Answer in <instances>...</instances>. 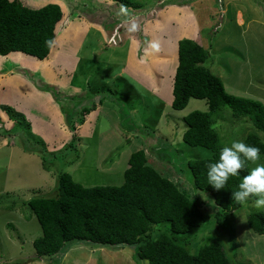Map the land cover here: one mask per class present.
<instances>
[{
	"label": "rangeland",
	"instance_id": "374dc122",
	"mask_svg": "<svg viewBox=\"0 0 264 264\" xmlns=\"http://www.w3.org/2000/svg\"><path fill=\"white\" fill-rule=\"evenodd\" d=\"M20 1L31 8L58 4L63 18L45 61L20 52L0 55V264L30 262L42 229L27 203L57 196L61 173L84 186L121 185L132 152L140 149L151 162L163 159L167 172L204 206L207 221L181 238L191 241V252L218 240L234 264H264V234L248 224L251 213L264 211L250 200L219 224L213 197L194 185L188 161L213 152L184 143V118L210 112L207 100L191 98L182 110L172 107L183 38L209 50L205 66L228 93L264 104V0H138L142 6L136 9L113 0ZM133 21L136 31H130ZM94 104L91 113L82 110ZM211 119L223 147L258 133L229 108ZM260 164L261 154L250 170ZM168 226H154L149 236L156 238ZM72 248L27 264H148L137 262L129 246Z\"/></svg>",
	"mask_w": 264,
	"mask_h": 264
},
{
	"label": "trees",
	"instance_id": "16d2710c",
	"mask_svg": "<svg viewBox=\"0 0 264 264\" xmlns=\"http://www.w3.org/2000/svg\"><path fill=\"white\" fill-rule=\"evenodd\" d=\"M113 1L133 9L142 6L138 0ZM62 18V7L58 4L31 8L20 0H0V55L20 52L41 61L47 59ZM49 40L53 41L51 45L47 43ZM177 47L172 107L182 110L191 98L208 102L210 112L194 111L184 118L188 129L183 141L188 146L213 152L208 158L188 161V167L195 187L213 197L217 222L222 224L242 205L233 199V192L249 174L251 162L237 176L230 177L223 189L217 190L208 183L207 165L219 159L223 148L211 116L229 108L236 119L250 122L258 133L248 134L243 142L259 147L264 155V140L259 135L264 133V104L228 93L222 79L205 66L209 50L196 40L180 39ZM96 107L94 104L82 110L89 114ZM82 118L81 122L85 121ZM70 122L71 129H77V122ZM163 161L151 162L144 149L132 152L124 182L117 186H84L68 172L61 173L57 196L34 197L27 203L42 229L33 242V260L50 261L75 244H90L114 250L133 247L139 263L145 260L148 264H234L218 240L193 253L188 249L191 241L181 239L200 228L207 217L198 197L188 193L167 172ZM165 222L169 223L166 231L156 238L149 236L154 226ZM248 224L256 233L264 234V212L251 213ZM61 259L60 256L55 262L60 263Z\"/></svg>",
	"mask_w": 264,
	"mask_h": 264
},
{
	"label": "clouds",
	"instance_id": "9594fccd",
	"mask_svg": "<svg viewBox=\"0 0 264 264\" xmlns=\"http://www.w3.org/2000/svg\"><path fill=\"white\" fill-rule=\"evenodd\" d=\"M136 29L137 24L134 21L131 22L130 31H136ZM47 43L51 45L53 41L49 40ZM148 47L155 50L158 48V44L149 43ZM259 159V147L248 145L243 141H233L230 146H225L221 149L218 160L210 162L207 165L208 183L217 190L223 189L230 177L237 176L241 169L247 167L248 162L255 163ZM233 199L241 204H246L251 200L252 207L258 211H264V164H260L250 170L249 174L239 183L238 190L233 192ZM73 249L72 247L69 248V254L76 250V248ZM133 251L135 254L134 248ZM33 252H35V250H33ZM33 258L34 256H30L28 259L31 262L34 261ZM19 263L27 264L24 262Z\"/></svg>",
	"mask_w": 264,
	"mask_h": 264
},
{
	"label": "crops",
	"instance_id": "0c3cea01",
	"mask_svg": "<svg viewBox=\"0 0 264 264\" xmlns=\"http://www.w3.org/2000/svg\"><path fill=\"white\" fill-rule=\"evenodd\" d=\"M61 21H62V20H61ZM61 21H60V22H61ZM60 22H59V23H60ZM57 27H58V26H57ZM57 27H56V34H57ZM56 37L58 38V36H56ZM57 38H56V40H57ZM56 40H55V44H56ZM55 44H54V46H55ZM31 58H35V57H32V56H31ZM44 61H45V60H44ZM136 68H138L137 65H135V70H136ZM130 70H131V69H130ZM132 73H134V72H132ZM134 74H135V73H134ZM136 74H137V73H136ZM136 74H135V75H136ZM121 114H122V112H121ZM128 166H129V165H128Z\"/></svg>",
	"mask_w": 264,
	"mask_h": 264
}]
</instances>
